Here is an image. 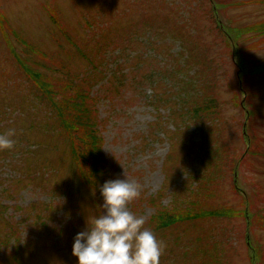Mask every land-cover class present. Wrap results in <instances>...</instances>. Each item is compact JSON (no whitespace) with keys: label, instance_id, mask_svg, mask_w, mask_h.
<instances>
[{"label":"rangeland","instance_id":"obj_1","mask_svg":"<svg viewBox=\"0 0 264 264\" xmlns=\"http://www.w3.org/2000/svg\"><path fill=\"white\" fill-rule=\"evenodd\" d=\"M215 1L239 59L197 0H0V134L16 142L0 150V264H77L101 186L124 178L160 264H264V74L241 79L264 65V0ZM26 71L88 95L106 178L90 194ZM154 207L191 220L157 229Z\"/></svg>","mask_w":264,"mask_h":264},{"label":"trees","instance_id":"obj_2","mask_svg":"<svg viewBox=\"0 0 264 264\" xmlns=\"http://www.w3.org/2000/svg\"><path fill=\"white\" fill-rule=\"evenodd\" d=\"M197 2L198 8L201 11V2L207 4L205 14H207L206 20L208 22L210 31L212 32L213 30V32L216 33L218 40L222 46L225 47L227 52L237 59L241 58V52L237 51V48L233 44L236 34L230 32L231 26L223 24L220 19H218V10L219 7H221L220 2H216L215 0H197ZM48 15L53 14L49 12ZM255 27H258V25ZM251 29L252 28H248L247 32H251ZM245 67L247 74L243 75L241 79L246 76H259L264 74V65H262V62H260V64L257 62L252 64V61H248ZM90 68L92 70L95 69L92 65H90ZM116 68L117 65L114 67V69ZM256 68H259L258 73L255 70ZM238 69L239 68H237V71L239 72ZM26 72H29V77H27V79H33L31 83L36 87L37 96L41 101H43V103H46L45 105L48 108L50 114L55 118L58 128L68 139L71 149L70 152L74 148L76 158L75 161H73L70 155L69 163L73 170H75L74 172L76 174V181L78 185L81 188H84L90 194L89 190L94 189L97 184L104 183L106 178L103 174L105 164L98 154L100 142L96 132L97 125L90 117L89 110L85 104L86 96L88 97V95L79 86H77L76 83L72 82L70 80L71 78L68 76L66 79H59V81L55 80L56 84L59 85L61 89L54 90L50 83L53 79L52 77L44 76L39 80H36L38 74L31 71ZM208 104L213 105L212 102H208ZM213 107L215 106L213 105ZM198 109L200 108L195 110ZM207 113L212 117L214 111L209 109L207 110ZM161 209L157 208L151 218L152 221H155V226L157 229H168L174 227L176 223L187 222L191 220L190 215H178L177 212H168L164 210L161 211ZM213 214L214 213L212 212L209 214L202 213L199 216H215ZM5 242L6 240L3 241V243ZM7 264H9V262Z\"/></svg>","mask_w":264,"mask_h":264},{"label":"clouds","instance_id":"obj_3","mask_svg":"<svg viewBox=\"0 0 264 264\" xmlns=\"http://www.w3.org/2000/svg\"><path fill=\"white\" fill-rule=\"evenodd\" d=\"M14 129L0 134V150L12 149ZM141 185L130 179L106 181L100 188L104 213L77 233L72 255L77 264H160L166 245L145 228L146 218L135 215L129 203L140 196Z\"/></svg>","mask_w":264,"mask_h":264}]
</instances>
